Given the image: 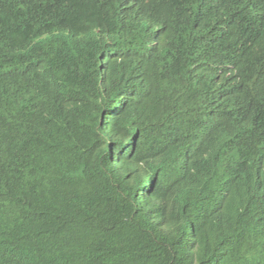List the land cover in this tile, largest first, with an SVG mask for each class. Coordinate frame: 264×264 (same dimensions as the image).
<instances>
[{
  "label": "trees",
  "instance_id": "16d2710c",
  "mask_svg": "<svg viewBox=\"0 0 264 264\" xmlns=\"http://www.w3.org/2000/svg\"><path fill=\"white\" fill-rule=\"evenodd\" d=\"M0 264H264V0H0Z\"/></svg>",
  "mask_w": 264,
  "mask_h": 264
}]
</instances>
